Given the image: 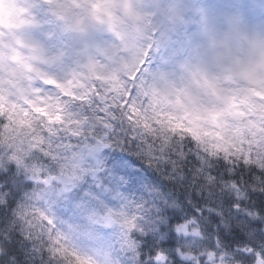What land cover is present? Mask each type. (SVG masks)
<instances>
[{
    "label": "snow or ice",
    "instance_id": "snow-or-ice-1",
    "mask_svg": "<svg viewBox=\"0 0 264 264\" xmlns=\"http://www.w3.org/2000/svg\"><path fill=\"white\" fill-rule=\"evenodd\" d=\"M244 9L0 0V264L264 257V32Z\"/></svg>",
    "mask_w": 264,
    "mask_h": 264
},
{
    "label": "clouds",
    "instance_id": "clouds-1",
    "mask_svg": "<svg viewBox=\"0 0 264 264\" xmlns=\"http://www.w3.org/2000/svg\"><path fill=\"white\" fill-rule=\"evenodd\" d=\"M209 3H239L245 6L244 20L246 26L253 32L260 35L264 32V0H208ZM255 6L254 11H250L248 6ZM264 259L259 253L254 260L249 261H237V264H259L260 260Z\"/></svg>",
    "mask_w": 264,
    "mask_h": 264
}]
</instances>
